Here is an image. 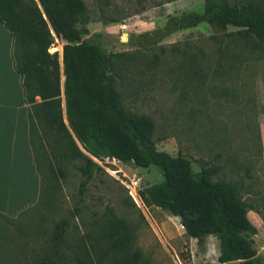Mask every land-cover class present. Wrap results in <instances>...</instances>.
I'll return each instance as SVG.
<instances>
[{
	"label": "rangeland",
	"instance_id": "rangeland-1",
	"mask_svg": "<svg viewBox=\"0 0 264 264\" xmlns=\"http://www.w3.org/2000/svg\"><path fill=\"white\" fill-rule=\"evenodd\" d=\"M82 1L89 16L84 39L99 42L111 55L110 74L121 103L127 111L154 122L156 148L184 156L195 172L218 168L212 180L234 184L241 202L261 219L255 209L264 213L259 136L264 53L232 42L225 37L231 29L214 24L177 32L156 44L151 38H139L161 28L169 15L201 11L207 0ZM210 1L229 6L264 4V0ZM51 34L48 52L57 53L61 63L64 41L52 30ZM53 153L47 147L56 173L49 177L50 188L43 180L39 208L9 223L0 221V264H33L34 252L48 243L60 221L67 224L64 245H82L109 213L129 227L134 236L131 249L140 253L143 264H219L215 238L206 239L200 249L177 217L134 200V192L139 196L162 180L154 168L93 159L100 169L80 195L82 163L57 159ZM261 234L252 239L256 250L263 252L259 262L264 264V231ZM111 259L100 264H111Z\"/></svg>",
	"mask_w": 264,
	"mask_h": 264
},
{
	"label": "trees",
	"instance_id": "trees-1",
	"mask_svg": "<svg viewBox=\"0 0 264 264\" xmlns=\"http://www.w3.org/2000/svg\"><path fill=\"white\" fill-rule=\"evenodd\" d=\"M0 22L12 38L11 58L20 76L29 144L40 178L37 203L16 218L0 213V221L9 223L42 204L43 180L49 183L56 173L47 158L50 147L57 159L82 163L80 195L100 169L93 159L154 168L162 180L139 192L144 205L177 217L200 249L206 238L214 237L219 264H262L252 239L258 231L247 216L252 209L241 202L236 186L213 181L218 168L195 172L184 156L158 150L154 122L124 108L110 74L111 55L99 42L84 39L89 16L82 0H0ZM201 24L231 29L227 39L264 53V4L254 2L229 6L207 0L201 11L169 15L161 28L139 38H151L156 44ZM51 30L64 41L61 63L57 53L48 52ZM255 212L264 223V213L259 208ZM66 226L65 221L55 225L48 243L34 252L33 264H100L107 258H112L111 264H143L140 253L131 249L134 236L129 227L112 213L94 236L89 233L87 241L74 248L64 245Z\"/></svg>",
	"mask_w": 264,
	"mask_h": 264
},
{
	"label": "crops",
	"instance_id": "crops-1",
	"mask_svg": "<svg viewBox=\"0 0 264 264\" xmlns=\"http://www.w3.org/2000/svg\"><path fill=\"white\" fill-rule=\"evenodd\" d=\"M11 47L12 38L0 22V213L16 218L39 200L40 178L29 144L27 106L20 76L13 67ZM259 136L264 164V111ZM247 216L257 228L255 237L259 238L264 231L262 220L254 213L248 212ZM209 238L214 237L206 239ZM201 254L206 256V250ZM262 254L257 251L258 256ZM217 256L218 252L216 259Z\"/></svg>",
	"mask_w": 264,
	"mask_h": 264
},
{
	"label": "built area",
	"instance_id": "built-area-1",
	"mask_svg": "<svg viewBox=\"0 0 264 264\" xmlns=\"http://www.w3.org/2000/svg\"><path fill=\"white\" fill-rule=\"evenodd\" d=\"M113 161H115V160L113 159ZM133 198H134L135 201L140 200L139 196H138V194L136 192H134Z\"/></svg>",
	"mask_w": 264,
	"mask_h": 264
}]
</instances>
